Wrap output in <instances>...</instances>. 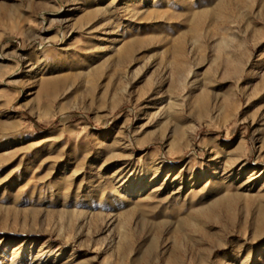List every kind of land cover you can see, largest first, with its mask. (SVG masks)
Returning <instances> with one entry per match:
<instances>
[{
    "label": "rangeland",
    "instance_id": "1",
    "mask_svg": "<svg viewBox=\"0 0 264 264\" xmlns=\"http://www.w3.org/2000/svg\"><path fill=\"white\" fill-rule=\"evenodd\" d=\"M0 264H264V0H0Z\"/></svg>",
    "mask_w": 264,
    "mask_h": 264
}]
</instances>
